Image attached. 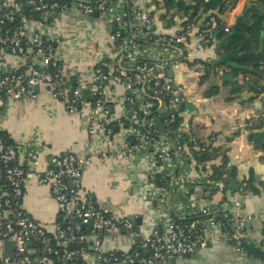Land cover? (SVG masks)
I'll list each match as a JSON object with an SVG mask.
<instances>
[{
	"label": "built area",
	"instance_id": "built-area-1",
	"mask_svg": "<svg viewBox=\"0 0 264 264\" xmlns=\"http://www.w3.org/2000/svg\"><path fill=\"white\" fill-rule=\"evenodd\" d=\"M145 5L146 0H0V110L24 98L36 99V89L43 87L71 114L84 104L90 106L92 139L105 146L117 134L123 140V148L114 152L103 147L88 156L53 154L49 167L41 171L39 160L24 166L18 147L6 144L0 135V264H168L219 241L242 258L259 262L246 246L252 218L243 213L240 202L204 204L188 217L162 213L165 229L141 237L135 222L100 207L84 186V175L95 161L128 162L147 156L159 165L152 180L170 189L166 198L164 189L153 184L163 210L169 202L174 210L171 193L187 183L225 187L227 173L217 180L204 170V162L234 141L224 135L206 140L193 135L181 109L192 102L169 71L195 62L202 76L220 73L222 66L201 54L219 33L229 34L232 28L218 11L200 5L181 13L172 31L165 30ZM69 12L90 18L98 14L108 26L117 25L102 52L88 49L83 65L71 52L74 40L65 43L60 35L59 26ZM34 178L49 187L57 204L52 230L23 206L26 185ZM115 229L134 239L132 250L103 247L99 233ZM6 241L14 245L12 257L4 256Z\"/></svg>",
	"mask_w": 264,
	"mask_h": 264
},
{
	"label": "crops",
	"instance_id": "crops-1",
	"mask_svg": "<svg viewBox=\"0 0 264 264\" xmlns=\"http://www.w3.org/2000/svg\"><path fill=\"white\" fill-rule=\"evenodd\" d=\"M184 1L187 4L192 3L191 0ZM166 2L172 1L146 0L145 6L162 21L165 30L172 31L177 22H168L169 17L161 18L169 10ZM258 6V0H240L234 9L222 14L227 26L233 31L237 19L249 10V16L244 20L247 27H242L241 33L251 37L257 49L260 33L264 29L263 27L258 33L252 32L255 24L253 12ZM165 22L167 27L164 26ZM59 27L60 35L72 33L83 44L93 45V51L97 53L105 49V36L108 34L105 35L102 31L105 27L108 33L111 31L105 17L90 18L76 12L67 13ZM227 35L219 33L213 46L208 47L201 56L213 57L217 65H224L218 64L224 52L219 50V45ZM242 64L257 68L263 76L260 80L264 85V64ZM198 70V64L188 62L180 70L173 72L175 82L184 87L186 97L192 102L182 106V116L185 126H189L199 140H206L213 134L233 139L234 142L228 150L212 159L206 158L204 162V170L213 176L215 170L224 166L223 172L227 173L225 187L218 190L207 186L203 181L194 185L187 183L185 189L171 193L174 210L169 208L172 205L170 202L163 210L160 196L156 194L158 190L154 191L152 188L154 185L157 189L163 188L166 198L170 195V189L152 180L151 174L158 163L149 160L147 156L132 158L128 162L110 159L95 161L84 175V186L100 207L107 208L118 216L142 217V225L139 227L141 237H146L154 229L160 232L165 229L160 217L162 213L188 217L199 211L204 204L215 207L240 202L243 213L252 218L247 229L248 243L259 245L264 240V147L250 142L248 135L252 130H264V104L250 97L253 92L251 88L234 92L236 87L224 83L219 73H210L206 77ZM246 77H250L251 82L257 78L247 72L239 80L242 82ZM36 91V99L24 98L0 110V130L18 147L19 159L24 166L30 167L34 161L39 160L40 170L43 171L49 167L53 154L72 152L88 156L103 147L110 152L123 148V140L118 134L107 146L89 136L91 109L88 104L82 105L77 113L71 114L61 102L52 97L48 89L40 87ZM210 91L218 93L209 95ZM224 156H227V161H224ZM191 198L196 202L195 207L190 203ZM23 206L39 223L53 229L58 219L57 204L49 187L41 185L37 178L27 183ZM101 239L107 250L130 251L134 247V239L124 230L106 232ZM168 264L256 263L249 258H242L230 245L219 241L192 256L174 257Z\"/></svg>",
	"mask_w": 264,
	"mask_h": 264
},
{
	"label": "water",
	"instance_id": "water-1",
	"mask_svg": "<svg viewBox=\"0 0 264 264\" xmlns=\"http://www.w3.org/2000/svg\"><path fill=\"white\" fill-rule=\"evenodd\" d=\"M171 1L177 2V0ZM98 16V14L95 15V17ZM248 16L249 10L237 19L236 24L233 27V31L229 33L219 45V50H224L218 62V64H224L221 65L223 70L219 73V75H221L222 81L224 83L232 84L240 90L251 88L253 92H251L250 97L252 99H258L264 104V91L261 86L256 85V81L260 80V78H262L263 76L255 68L242 64L244 62L261 63L262 65L264 64V29L260 33L261 37L259 40L258 49L257 45L253 43V39L251 37L241 33V28L246 27L244 20L247 19ZM164 26L167 27V22L164 23ZM116 29L117 25L115 23L112 24L111 30L115 31ZM247 72H250V74L252 73V76H256L257 80L255 79V81L251 82V78L246 77L244 81L241 82L239 80L240 77L245 76ZM169 75L171 77H174L173 71H169ZM85 96L88 101L91 100V94L89 91L85 92ZM243 97L245 98L246 96L243 94ZM182 106L183 104L181 105V108ZM79 108H81V106ZM248 140L264 147V130H252L248 135ZM200 159L203 160L204 156H201ZM128 219L136 223V229L137 231H139V227L142 225L143 218L137 217L135 215H129ZM104 234L105 232H100L99 237L102 238ZM246 246L250 254L259 259V262L256 264H264V240L260 241L259 245H252L247 243ZM13 254V243L10 241H6L4 256L6 258L12 257Z\"/></svg>",
	"mask_w": 264,
	"mask_h": 264
},
{
	"label": "trees",
	"instance_id": "trees-1",
	"mask_svg": "<svg viewBox=\"0 0 264 264\" xmlns=\"http://www.w3.org/2000/svg\"><path fill=\"white\" fill-rule=\"evenodd\" d=\"M239 1L240 0H191L192 3L190 4H187L184 0H177V2H166V7L169 9L167 10L168 14L166 13L165 15H162L161 18L166 19L169 17L168 22L174 23L178 19V17H180L181 13L188 14L191 10H196L200 5L204 6L206 10L218 11L220 14H224L229 10L234 9ZM258 4L259 8L255 9L253 12L254 19L257 21L254 33H258V31H260L264 27V0H258ZM256 85L261 86L264 91V85L260 80L256 81ZM238 90L239 89L236 88L234 89V92ZM214 93L218 92L210 91L209 95H214ZM0 135L4 137V141L6 144H12V142L5 133L0 132ZM224 161H227V156H224ZM223 171L224 166H221L219 169L215 170L213 177L217 180L221 179L222 174L224 173Z\"/></svg>",
	"mask_w": 264,
	"mask_h": 264
},
{
	"label": "rangeland",
	"instance_id": "rangeland-1",
	"mask_svg": "<svg viewBox=\"0 0 264 264\" xmlns=\"http://www.w3.org/2000/svg\"><path fill=\"white\" fill-rule=\"evenodd\" d=\"M99 25V24H98ZM101 28H102V26L101 25H99ZM97 30H99V28H97ZM102 32H104V34L106 35V34H109L108 33V29H107V27H105V29H104V31H102ZM103 36V35H102ZM107 36L108 35H106L105 37L107 38ZM74 37H76V36H74L72 33H70V34H67V35H64L63 34V39H64V42L65 43H68V44H70V43H72L73 42V40H74V44L72 45V50H71V52L74 54V55H76V57H77V59L79 60V63H81V65H83L84 64V61H85V59H86V52L88 51V49H90V50H94V46L93 45H90V44H83L84 42L83 41H80V42H77V39L76 38H74ZM102 39H104V37H101ZM105 38V39H106ZM103 41V40H102ZM88 45H90V46H92V47H90V46H88ZM1 131V130H0ZM2 132V131H1ZM179 197V196H178Z\"/></svg>",
	"mask_w": 264,
	"mask_h": 264
},
{
	"label": "flooded vegetation",
	"instance_id": "flooded-vegetation-1",
	"mask_svg": "<svg viewBox=\"0 0 264 264\" xmlns=\"http://www.w3.org/2000/svg\"><path fill=\"white\" fill-rule=\"evenodd\" d=\"M259 8V6L258 7H256L255 9H258ZM254 25L252 26V32L254 33V29H255V26H256V24H257V21L255 20L254 21ZM247 27V26H246ZM258 70V69H257Z\"/></svg>",
	"mask_w": 264,
	"mask_h": 264
}]
</instances>
